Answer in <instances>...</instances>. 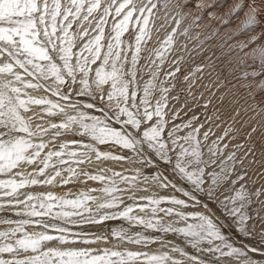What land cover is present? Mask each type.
Returning a JSON list of instances; mask_svg holds the SVG:
<instances>
[{
	"label": "snow or ice",
	"instance_id": "obj_1",
	"mask_svg": "<svg viewBox=\"0 0 264 264\" xmlns=\"http://www.w3.org/2000/svg\"><path fill=\"white\" fill-rule=\"evenodd\" d=\"M0 264H264V0H0Z\"/></svg>",
	"mask_w": 264,
	"mask_h": 264
}]
</instances>
